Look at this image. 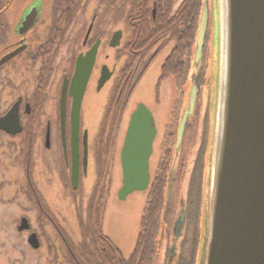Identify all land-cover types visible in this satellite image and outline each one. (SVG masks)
I'll list each match as a JSON object with an SVG mask.
<instances>
[{"label":"flooded vegetation","instance_id":"1","mask_svg":"<svg viewBox=\"0 0 264 264\" xmlns=\"http://www.w3.org/2000/svg\"><path fill=\"white\" fill-rule=\"evenodd\" d=\"M186 1L8 0L6 6H4L5 2L0 3V15H4L11 6H14L17 11V16L11 22L10 29L14 41L3 50L0 59L16 49H22L19 54L3 65L31 49L30 61L38 67V71L31 79L33 91L29 93L28 97H25L28 94L22 93L16 99V101L21 100L19 105L21 134L25 129L22 114L30 116L33 112H52L43 120L44 124L41 125L39 131L34 127L36 120L31 122V130L28 134L29 143L34 139L33 137L38 138L39 136L40 146L37 151L40 154V162L58 178L62 176L64 179H69L70 184L72 165L76 164L78 185L76 189L72 188V190L77 192L84 179L92 180L87 197L89 202L86 200L88 203L87 217L94 213L92 202L96 201L95 197L103 194L104 198L101 202L105 203L107 193L105 194V191H102L100 187H95L98 174L103 175V171H105L100 155L94 153L95 141L88 135L86 128L82 131L80 129L81 116L85 124H89L91 121L96 122V119H85L82 112L90 110L91 106H97L98 110L101 109L108 113L110 126H121L122 112L129 108L135 90L140 88L138 86L144 76L155 60L161 56L160 61L156 64L158 72L150 105L141 101L135 103V107L125 122L122 139L123 144L131 114L138 104H143L152 115L151 127L155 129V136L152 154L149 158L147 189L144 192L135 193L146 196V192L154 177L160 172V168H167L165 170L166 187L163 192L162 227L157 233L158 244L153 250V264H204L208 222L210 118L213 91L211 80L209 82L206 78V62L209 57L212 15L209 13L210 0H201L194 41L192 44L187 42L189 44L183 45V42L176 41L177 38L173 33L175 25L172 22L175 20V14L181 10ZM204 5L207 11V25L201 58L195 63L196 40ZM178 26L180 31L184 32L182 37L188 38L190 24H187V28L181 23H178ZM111 27H114V30L108 31ZM116 34H118L117 37H115ZM114 37L117 39V44L112 46L111 42ZM181 45L184 47L182 48ZM93 48H95V58L82 93L79 135L76 156L73 160L70 136V111L73 103L70 96L71 81L77 74V69L84 64L80 62V59L84 58ZM177 48L184 49L181 50L182 59L187 67L184 70L183 67L178 66V74L165 76L164 66ZM107 49L112 50L113 55L112 53L107 54ZM110 59L114 60L111 67L108 66ZM107 69L111 75L99 87L102 76L107 75ZM170 78H172L171 89L178 94L177 99L170 102V110L173 112L176 107L180 109L179 121L174 132L171 130L170 134L167 133L163 137L162 141L169 147H166L158 156L151 175L150 161L154 154V142L158 133L153 107L168 108L169 100H166V94L170 90L168 81ZM192 87L196 90L195 101L191 114L186 116L181 140L177 147L178 126L182 115L188 108ZM63 92H65L64 138L61 136L59 122ZM26 110L29 111V114H25ZM171 120L174 121L173 115ZM85 132L86 141L84 140ZM38 154L36 153V156ZM30 155L31 153H28L25 158V167L28 172H30ZM119 169L121 172V167ZM133 194L127 196L124 202ZM144 206L143 199L142 210ZM39 207L47 222L58 233L57 236L62 239V231L55 221V215L48 213L50 208L47 212L42 204ZM29 227L27 233L29 235L36 234L40 242V237L35 231L37 229L31 230L30 224ZM88 229L90 230L91 227ZM134 250L135 246L130 253L122 252L119 249L122 253L123 264L132 262ZM69 252L71 255L73 254V251L69 250ZM115 255L116 253L112 256ZM110 259L111 256L108 260Z\"/></svg>","mask_w":264,"mask_h":264},{"label":"water","instance_id":"2","mask_svg":"<svg viewBox=\"0 0 264 264\" xmlns=\"http://www.w3.org/2000/svg\"><path fill=\"white\" fill-rule=\"evenodd\" d=\"M216 15V70L211 97L208 222L204 264H264V0H211ZM207 25L204 5L198 29L194 62L201 58ZM116 34L115 37H117ZM111 45L117 44L116 38ZM21 48L0 60V66ZM95 58L91 49L80 62L70 87L72 159L76 156L82 93ZM111 73L102 76L99 87ZM196 90L191 88L188 108L177 132L180 143L186 116L190 115ZM65 92L62 93L59 122L65 132ZM20 99L0 116V131L15 136L22 132ZM25 114H29L26 110ZM152 115L138 104L131 114L120 149L121 186L117 198L124 201L144 192L149 183V158L155 129ZM86 141V132L84 133ZM84 141V142H85ZM75 163V162H74ZM70 175L72 188L78 185L76 164ZM22 218L19 232L28 231ZM27 244L37 250L36 234Z\"/></svg>","mask_w":264,"mask_h":264},{"label":"rangeland","instance_id":"3","mask_svg":"<svg viewBox=\"0 0 264 264\" xmlns=\"http://www.w3.org/2000/svg\"><path fill=\"white\" fill-rule=\"evenodd\" d=\"M2 2H5L4 6H6L8 0H0V3ZM209 13L212 15V28L209 57L206 62V78L209 82L211 80L213 84L216 70V15L211 0ZM1 15L0 57L3 50L14 41L10 29L11 22L17 16V11L14 6H11L4 15ZM113 30L114 27H111L108 31ZM30 50L0 67V116L5 114L22 93L28 94L25 96L28 97L29 93L33 91L31 79L38 71V67L30 61L32 57ZM108 53L113 55L112 50L107 49ZM109 56L111 55L109 54ZM160 58L161 56L155 60L139 84L138 88H140L135 90L129 108L122 112L121 126H110L108 113L101 109L98 110L97 106H91L90 110L82 112L85 119H96V122L91 121L89 124H85L81 116L80 129L82 131L86 128L88 135L95 141L94 153L100 155L105 170L103 175L99 174L102 178L101 181L97 180L95 187H100L102 191H105V194L107 193L105 203L101 202L104 198L103 194L95 197L96 201L92 202L94 213L88 217L86 216L88 210L87 197L92 180L84 179L77 192L72 190L69 179H64L62 176L58 178L40 162V154L37 151L40 146L39 136L38 138L33 137L34 139L29 143L28 133L31 130V122L36 120L34 127L39 131L41 125L44 124L43 120L52 112H33L30 116L22 114L26 130L24 129V132L18 136L11 137L0 132V264H66L64 262L65 249L61 246L64 243V236L72 241L73 244L70 242V245L73 249H77L74 248V245L81 240H87L88 246L84 243L85 249L90 253H92L94 244L95 246L102 244L97 239L100 234L107 237L122 252L130 253L133 251L140 231L143 199L146 203L147 198L145 195L134 193L125 202L117 199L116 193L121 186L118 155L122 145L125 122L135 107V103L141 101L150 105L158 72L156 64ZM113 61V59L108 61L109 67L112 66ZM168 81L170 88L166 94V100H169L168 108L153 107L158 133L154 142V154L150 161L151 175L158 161V156L166 147H169L167 143L162 141L163 137L167 133L170 134L171 130L174 132L179 121L180 109L176 107L173 112L170 110V102L176 100L178 94L171 89L172 78ZM172 115L174 121L171 120ZM28 153H31L30 172L23 168L25 156ZM41 204L47 209H44L45 211L48 212L50 208L48 213L55 215V221L62 231V239L57 236L58 233L47 222L40 210ZM89 204L91 205V202ZM22 217L28 219L31 230L37 229L35 231L40 237L38 250H33L27 244L26 239L29 235L27 232L18 233L17 231ZM90 227L92 233L89 232L88 228Z\"/></svg>","mask_w":264,"mask_h":264},{"label":"trees","instance_id":"4","mask_svg":"<svg viewBox=\"0 0 264 264\" xmlns=\"http://www.w3.org/2000/svg\"><path fill=\"white\" fill-rule=\"evenodd\" d=\"M200 1L201 0H187L181 10L175 14V20L173 19L174 21L172 24L174 23L175 25L173 33L177 38L176 41L183 42V45L189 44L187 42L192 44L194 41L197 30L196 20ZM178 23L186 26V28L187 24H190V36L188 38L185 36L182 37L184 32L180 31ZM181 47L183 48L184 46L181 45ZM182 48H177L175 52L172 53L169 61L165 64L163 69L165 76L169 74H178V66L183 67L184 70L186 69L187 64H185L182 59V51L184 50H182ZM25 163L23 164V168L26 169ZM166 169L167 168L165 167L160 168V172L154 177L146 192L147 200L140 216V231L136 238L133 260L130 264H153V250L156 249V244H158L157 233L162 227L161 216L163 209V192L166 187ZM101 178L102 177L98 174L97 180L101 181ZM89 232L92 233V229H90ZM99 236L100 237L97 238L99 239L98 242H101L102 244L96 246L94 244L93 250L91 251L92 253L85 249L87 240H81L74 245V248L77 249H73L70 245V242L72 243V241L66 239L67 237L64 236V243L61 245L65 249L64 262L66 264H123L121 260L122 253L119 249L104 235L100 234ZM69 250L74 253L71 255ZM115 253L117 256H112ZM109 256H111L110 260H108Z\"/></svg>","mask_w":264,"mask_h":264}]
</instances>
